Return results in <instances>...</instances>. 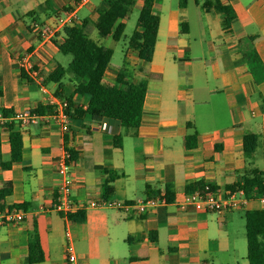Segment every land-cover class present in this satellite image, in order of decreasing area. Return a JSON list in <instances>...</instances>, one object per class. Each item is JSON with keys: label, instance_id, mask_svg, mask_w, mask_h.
<instances>
[{"label": "crops", "instance_id": "obj_1", "mask_svg": "<svg viewBox=\"0 0 264 264\" xmlns=\"http://www.w3.org/2000/svg\"><path fill=\"white\" fill-rule=\"evenodd\" d=\"M162 1L152 7L159 25L151 61H141L128 41L121 64L108 65L102 77L104 84L123 88L126 81L157 75L146 79L140 125L124 134L119 146L113 144V137L123 133L119 122L103 119L106 129L101 130L82 113L87 98L73 95L77 80L70 74L60 81L61 97L75 104L66 132L44 121L15 126L21 160L10 163L8 121H0V209L21 205L24 212L20 223L0 226V264H24L32 230L43 253V261L34 264H66L67 241L78 264H248L245 224L264 219V203L253 200L226 212L180 211L175 203L188 183L201 181L223 196L248 170L264 174V79L254 77L242 51V43L251 39L264 67V0H219L234 14L227 28L220 13L201 8L203 0H191L192 8L187 0L173 6ZM106 6V0H0V110L44 106L46 94L55 95L57 88L46 76L71 60L63 66L57 48L65 28L82 27L92 39ZM70 13L77 20L58 25L50 39L43 40L34 27L56 26ZM27 54L32 69L15 62ZM188 134L195 135L190 149ZM246 134L256 137L250 158L243 153ZM64 150L76 154L70 162L76 205L71 214L82 211V222L65 220L52 209L60 181L55 163ZM98 168L119 174L111 182V199L119 204L165 193V187L173 199L144 215L88 206L104 200L106 174Z\"/></svg>", "mask_w": 264, "mask_h": 264}, {"label": "trees", "instance_id": "obj_2", "mask_svg": "<svg viewBox=\"0 0 264 264\" xmlns=\"http://www.w3.org/2000/svg\"><path fill=\"white\" fill-rule=\"evenodd\" d=\"M155 0H142L139 15L136 21V29L129 38V46L133 48L138 58L143 62L151 61L153 49L157 37L159 16L152 12ZM198 2V0H195ZM135 0H106V8L99 11L95 29L99 37L112 36L113 40L119 41L125 28V17L130 11ZM201 8L205 11L214 9L223 16V27L227 28L234 18L232 10L222 4L219 0H203ZM31 14H29L30 16ZM182 26V24H181ZM181 30H183L181 28ZM64 42L57 46L58 50L65 55H70L69 64L63 68L60 65L46 76V81L57 83L55 96L61 97V79L65 74H70L77 85L73 90V95L80 98H87L85 110L82 113L95 122L103 119L117 120L123 129V133L113 137L114 146H119L124 134L130 130H135L141 123L142 107L146 92V79L154 78L157 75L149 74L146 79L137 82H125L124 87L116 85H106L102 82V77L107 69L113 50L97 44L89 38L82 27L65 28ZM243 55L254 77L257 80L264 79V67L252 46L251 39L242 43ZM68 107L66 110L69 118H74L71 113V99L65 98ZM49 106L39 105L34 111L38 114L49 112ZM77 111L80 109L77 108ZM0 114L6 119L5 126L9 129V147L11 160L10 163L21 160V134L15 128L18 124L11 119L12 111L1 109ZM190 128V124L187 125ZM256 144V137L253 134L243 136V153L246 158L253 156ZM195 146V135L185 136V147L187 149ZM69 154L68 162H74L76 154L72 150H66ZM9 163V164H10ZM5 167L8 166L4 165ZM3 166V167H4ZM106 174L105 181L101 185V194L104 200L112 198L114 189L111 182L119 175L108 168H98ZM205 184L201 181L188 183L184 192L190 194L195 191H202ZM211 186V185H210ZM228 190L235 188L243 189L246 196H259L263 193L262 176L257 170H248L243 179L234 185L228 186ZM211 189L214 188L211 186ZM157 192L156 195H158ZM1 199V195H0ZM165 199L170 203L173 199L172 194L165 187ZM21 205L13 206V209H21ZM85 215L82 211L69 214L68 219L74 222H82ZM245 237L247 243V262L248 264H264V219L247 220L245 224ZM43 261V253L39 244L36 230L28 233V254L24 264H34Z\"/></svg>", "mask_w": 264, "mask_h": 264}, {"label": "built area", "instance_id": "obj_3", "mask_svg": "<svg viewBox=\"0 0 264 264\" xmlns=\"http://www.w3.org/2000/svg\"><path fill=\"white\" fill-rule=\"evenodd\" d=\"M72 19L77 18L70 14H66L63 18H58L56 26L45 23L40 26H34L38 30L43 40L50 39L57 32L58 25L63 26L71 24ZM15 62L24 68L32 69V62L30 55H24L15 59ZM47 95V101L44 106H49V112L44 114H38L34 109L22 110L12 112L11 119L19 126H26L37 124L40 121L50 122L55 124L62 132H66L69 128L70 118L66 113L68 103L66 99L56 97L55 95ZM0 121L4 122L5 118L0 114ZM97 127L101 130H105V123L102 121L97 122ZM264 133V127H263ZM69 154L64 152L57 158L55 163V172L58 175L60 181L56 187L55 200L52 205V209L61 214V216L67 220L68 215L73 213L76 205L71 198L72 179L70 174V163L68 162ZM263 193L259 196L249 197L246 196L243 189L235 188L233 190H227L225 195L219 196L214 190L211 189L209 184H205L202 191H195L190 194L184 195V197L175 203L176 207L180 211L191 208L195 211L203 212H219V211H232L248 207L249 203L253 200H258L260 203H264V174L262 175ZM166 203L165 193H159L158 195L142 200H137L133 203L119 204L113 199L101 200L100 202L90 201L88 206L91 207H116L123 211L134 210L140 215L147 214L152 209L164 205ZM24 212L19 209H0V226L1 225H13L18 224L23 220ZM66 236L69 239L70 232H66ZM66 264H78L77 256L74 246L70 241H67L64 249Z\"/></svg>", "mask_w": 264, "mask_h": 264}, {"label": "rangeland", "instance_id": "obj_4", "mask_svg": "<svg viewBox=\"0 0 264 264\" xmlns=\"http://www.w3.org/2000/svg\"><path fill=\"white\" fill-rule=\"evenodd\" d=\"M177 1L178 0H163L162 2L164 5L173 6V5H176ZM187 1H188V4L192 8L191 0H187ZM138 3H139V0H136L135 4L131 7L128 15L126 16V19H125L126 26L124 28L123 36L119 41H114L109 37H99L95 29H93L94 31L91 36L92 39H94L99 45L104 46V47H109L113 50V55L109 63V66H111L112 68L117 67L121 64L122 49H124V47H126V45L128 44L129 38L136 27V21H137V17L139 15V9H140ZM160 4L158 3V5L154 6L155 12H157L156 9L158 8ZM59 58H61V63L63 66L67 64V59L68 60L71 59L70 55H62V54H59Z\"/></svg>", "mask_w": 264, "mask_h": 264}]
</instances>
